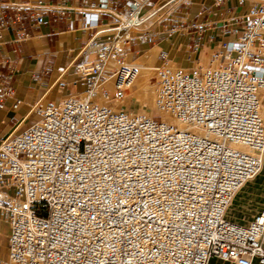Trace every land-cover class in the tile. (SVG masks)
<instances>
[{
    "label": "built area",
    "instance_id": "2783aa9c",
    "mask_svg": "<svg viewBox=\"0 0 264 264\" xmlns=\"http://www.w3.org/2000/svg\"><path fill=\"white\" fill-rule=\"evenodd\" d=\"M80 1L90 36L71 69L86 90L37 105L39 119L0 142V214L10 227L3 263L208 264L215 256L264 264V210L247 223L225 217L233 194L262 165L264 0L249 7L242 35L210 52L206 64L157 67L156 106L171 121L157 109L148 115L147 106L100 99L136 87L129 45L157 39L154 27L138 26L178 0ZM24 16L43 21L34 6L0 0V31ZM185 28L172 19L170 30ZM111 57L117 64L108 67Z\"/></svg>",
    "mask_w": 264,
    "mask_h": 264
},
{
    "label": "crops",
    "instance_id": "0c3cea01",
    "mask_svg": "<svg viewBox=\"0 0 264 264\" xmlns=\"http://www.w3.org/2000/svg\"><path fill=\"white\" fill-rule=\"evenodd\" d=\"M14 1L36 7L43 21L35 24L24 16L22 23L0 31V91L6 92L0 108V142L9 133L23 131L36 122L40 117L35 110L37 105L56 103L86 90L85 81L71 69L90 36V31L80 25L84 3L80 0ZM258 1L190 0L188 4H180L175 11L145 27H154L155 41L130 43L126 57L130 54L136 57L158 46L157 59L190 69L202 55L221 50L223 43L239 38L247 20L244 15ZM49 7L64 9V14ZM175 16L187 28L170 30ZM110 21L111 15H102V23ZM16 100L19 102L15 105ZM249 200L253 201L252 209L245 208ZM244 208L249 215L244 214L247 218L240 219V223H247L264 210V197L257 193L244 203ZM9 233V224L0 214V264H4L8 255ZM208 264L232 263L213 256Z\"/></svg>",
    "mask_w": 264,
    "mask_h": 264
},
{
    "label": "bare ground",
    "instance_id": "6f19581e",
    "mask_svg": "<svg viewBox=\"0 0 264 264\" xmlns=\"http://www.w3.org/2000/svg\"><path fill=\"white\" fill-rule=\"evenodd\" d=\"M179 1L180 0L176 1L173 4L171 2H167L164 5L154 8L144 16L143 21L140 23L138 28L143 29L147 27V25L155 23L160 18L165 17ZM116 44L122 47L124 45V37L120 38ZM158 51H159L158 46H153L148 48L145 53L136 56L134 62L129 60L131 63H134L138 69L137 78L134 81L136 88H131L128 93H126L123 97L115 101L108 102L100 99V103L119 107L122 103L129 102V100L133 97L140 100V105L143 104L142 106L148 107L146 110L148 115L153 114L155 109H157L158 112L163 116L164 120L171 121L172 116L167 112L159 110L158 107L156 106V92L153 82H151V77L153 76L157 67L159 66V65L156 66ZM208 57H209V53L207 55H202L198 61L200 63L196 62V65L202 63L206 64ZM111 59L113 60L112 63H110ZM116 64H117L116 59L114 57H111L108 61V67L115 66ZM150 108H152V111L150 110ZM140 111H142V109ZM261 159H262V163H264V152H262L261 154ZM261 180H264V167H262L261 170H259L251 179L244 182L236 190V192L233 194L231 198L230 203L227 206V210L225 211V217L236 219L235 221L237 222L240 219L247 218L244 217L243 215L247 213L249 215V211L244 210L243 212H241L240 211L241 204L243 203V201L247 199V197L251 193L256 194L259 191V181ZM230 209L234 210V212L237 213V215L235 213L230 214L228 212Z\"/></svg>",
    "mask_w": 264,
    "mask_h": 264
},
{
    "label": "rangeland",
    "instance_id": "374dc122",
    "mask_svg": "<svg viewBox=\"0 0 264 264\" xmlns=\"http://www.w3.org/2000/svg\"><path fill=\"white\" fill-rule=\"evenodd\" d=\"M149 7V5H146L144 8H143V11H145L147 8ZM142 53V52H141ZM141 53H139V54H141ZM135 61V57H133L131 54L129 55V57H128V61ZM112 59L110 60V63H112ZM129 61V62H130ZM154 63H155V61H154ZM162 63V60H159V59H157V61H156V66H158V65H160ZM202 63V62H201ZM203 64V63H202ZM151 82H152V79H151ZM136 88V87H135ZM140 103V100L139 99H136V98H131L130 100H129V102H127V104L131 107V109H133V110H143L144 108L143 107H145V106H143V107H141L142 105H140L139 104ZM148 114V113H147ZM262 167H264V163H262V165H261V168ZM261 168H260V170H261ZM262 186V187H261ZM257 193H261V195H262V197H264V180H261V181H259V191L257 192ZM256 193V194H257ZM255 193H251L248 197H247V199L245 200V201H243V203L241 204V208H240V211L241 212H243L244 210H246L245 208H251L252 209V207H254V206H252V203H253V201L252 200H249L248 201V203L245 205V208H244V203L249 199V198H251V197H253V196H255L256 195ZM243 207V208H242ZM243 209V210H242ZM227 210V209H226ZM230 214H233V213H235L234 212V210H229L228 211ZM236 215H237V213H235Z\"/></svg>",
    "mask_w": 264,
    "mask_h": 264
}]
</instances>
